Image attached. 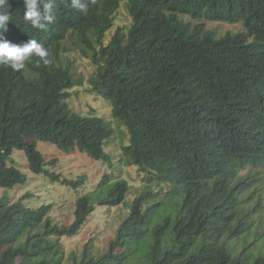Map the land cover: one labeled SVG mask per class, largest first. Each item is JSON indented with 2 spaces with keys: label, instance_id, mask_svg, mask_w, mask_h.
I'll return each instance as SVG.
<instances>
[{
  "label": "trees",
  "instance_id": "obj_1",
  "mask_svg": "<svg viewBox=\"0 0 264 264\" xmlns=\"http://www.w3.org/2000/svg\"><path fill=\"white\" fill-rule=\"evenodd\" d=\"M80 2L86 11L55 0L45 32L24 19L23 0H9L2 38L35 39L52 63L0 64V187L27 181L17 149L31 172L78 191L87 176L49 171L57 161H46L36 141L110 161L105 145L120 125L128 142L119 161L136 166L146 187L106 248L88 241L71 264H264L253 217L262 200L246 194L264 172V0ZM122 4L128 22L117 24ZM205 21L242 28L217 36ZM72 49L95 67L85 89L108 101V120L69 107L70 90L82 85L67 59ZM113 173L76 196L68 225L51 218V204L31 207L28 193L0 198V264H63L60 239L75 236L96 205L117 206L128 194L126 178Z\"/></svg>",
  "mask_w": 264,
  "mask_h": 264
},
{
  "label": "rangeland",
  "instance_id": "obj_2",
  "mask_svg": "<svg viewBox=\"0 0 264 264\" xmlns=\"http://www.w3.org/2000/svg\"><path fill=\"white\" fill-rule=\"evenodd\" d=\"M115 22L117 24L128 22V15L123 4L119 9ZM115 25L106 31L103 38L104 43L108 41L114 31ZM241 28L240 24L204 22V30H211L217 36L224 35L228 31L235 32ZM67 59L72 66L74 78L82 80V85L74 86L70 90L67 102L71 110L82 116H88L92 113L108 120L110 117L108 101L101 96L87 92L85 89L88 85L87 79L95 72V67L87 58L76 52L75 49L67 53ZM115 122L118 121L113 120V124ZM36 142L37 148L43 153L46 161H50L51 159L57 161L54 166H47L49 171L60 173L61 179L66 178L68 180L86 175L87 185L75 191L71 186L62 184L58 180H52L45 173L34 174L28 168L24 153L15 149L12 154L15 165L26 175L27 181L25 184L13 188L0 187V198H9L15 201L28 193L29 196L26 199L31 207L51 204V218L59 224L68 225L74 218L73 211L76 196L83 192V190L94 189L104 175L110 174L113 171V175L121 172V176L126 178L130 186V190L123 202L117 206L96 205L94 212L75 236L62 237L60 239L65 255L63 264H71V255H78L83 245L88 241H92L94 248H97L99 252L103 251L108 242L114 237L121 221L127 216L133 198L146 187V184L142 183V174L138 172L136 166H124L119 161L121 145L128 142L127 134H125L120 125L116 127L114 138L109 141L108 145H105V151L112 155L110 161L94 159L85 153L66 155L53 144L43 141ZM261 176L260 183H255V186L246 194L251 196L252 202L256 201L258 197L262 200L261 206L256 207L260 212L255 213L253 217L255 223L259 225L260 231L264 232V172ZM260 243H264V236Z\"/></svg>",
  "mask_w": 264,
  "mask_h": 264
},
{
  "label": "clouds",
  "instance_id": "obj_3",
  "mask_svg": "<svg viewBox=\"0 0 264 264\" xmlns=\"http://www.w3.org/2000/svg\"><path fill=\"white\" fill-rule=\"evenodd\" d=\"M26 11L24 19L34 29L48 31L49 26L55 21L53 5L55 0H23ZM72 6L86 11L80 0H71ZM12 14L9 11V0H0V64L6 65L13 71L24 69L26 63L35 62L39 65L52 63L48 49L35 39L27 43L14 44L2 38L7 32Z\"/></svg>",
  "mask_w": 264,
  "mask_h": 264
}]
</instances>
